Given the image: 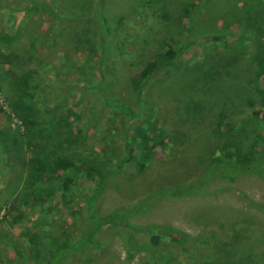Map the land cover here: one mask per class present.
Here are the masks:
<instances>
[{
  "label": "rangeland",
  "instance_id": "1",
  "mask_svg": "<svg viewBox=\"0 0 264 264\" xmlns=\"http://www.w3.org/2000/svg\"><path fill=\"white\" fill-rule=\"evenodd\" d=\"M34 1L54 14L31 0H0V130L9 138L7 146L0 144V264H33L28 238L34 224L46 243L37 246L42 255L81 233L84 197L94 186L84 163L114 161L122 154L119 136L127 118L104 99L154 123L163 145L142 149L147 153L142 170L133 146L121 174L94 204L95 214L156 187L186 183L226 161L225 153L264 146V86L255 57L264 52V0ZM189 4L195 8L184 20L182 9ZM89 24L104 33L103 57L99 33ZM170 40L181 46L176 65L149 80L139 109L131 81L146 77L159 43ZM24 71L34 73L31 86L43 120L36 138L28 139L13 111L15 80ZM10 136L18 142L10 145ZM43 154L50 156L44 163ZM40 187L53 190L51 199L28 206L10 225V199ZM204 191L161 201L130 219L131 226L102 227L93 240L105 248L61 264H152L149 253L170 264H264L261 182L251 175L215 179ZM162 226L189 237L171 236ZM124 233L147 249L131 263L121 248Z\"/></svg>",
  "mask_w": 264,
  "mask_h": 264
},
{
  "label": "trees",
  "instance_id": "2",
  "mask_svg": "<svg viewBox=\"0 0 264 264\" xmlns=\"http://www.w3.org/2000/svg\"><path fill=\"white\" fill-rule=\"evenodd\" d=\"M149 2H151V0H149ZM31 4L35 7H40L44 12L53 13L45 4H36L34 0H31ZM194 8L195 6L192 4L183 7L182 16L184 20L190 19L191 12ZM87 21L90 22V20ZM89 26L95 27L99 33L100 54L101 57H103L105 55V46L103 42L104 33L101 32V28H97L95 25L89 24ZM185 32L187 38L192 35L189 28H187ZM4 39H6L5 41L8 40L6 36ZM180 49L181 46L171 40L168 42H160L156 52L149 61L146 77H135L132 79L131 89L134 94L135 103L139 109L142 107L141 96L144 87L148 84L149 80L158 73L175 67ZM255 57L257 67L261 73L262 85L264 86V52H256ZM33 75L34 73L32 71H24L18 75L15 80V90L18 94V98L13 104V111L21 122L23 129L22 136L26 139L36 138L38 126H41L40 121H43L38 114L36 108L37 102L35 100L36 95H34V88L31 86L33 83ZM100 91L103 92L101 89ZM104 102L105 105L114 107L127 118L119 136L122 145L121 157L116 160L113 159L114 161L106 158L84 163L83 170L85 176L94 180V186L90 193L84 197L86 207L85 223L81 233L75 239L49 248L46 254L42 255L38 253L37 246L41 243H45L43 237L37 234L38 228L35 224L30 226L33 233L30 234L28 242L30 243V259L33 264H61L69 258L75 255H83L89 250L100 251L105 248L106 244H99L94 241L93 235L102 227L110 226L113 228L119 225L131 226L130 219L145 214L157 203L164 200L200 197L205 193V186L215 179L232 181L244 175H251L258 179L264 187V146L261 147L262 149H258L260 146L257 144L245 151L225 153L224 157L226 161L208 166L198 177L186 183L156 187L133 202L114 207L102 215L95 214L93 207L98 197L105 190L109 180L121 174L123 166L132 155L133 148L135 147L137 153L134 152V154H137L139 159V165L137 166L138 170H142L147 156V153H142V149L149 146L150 143L155 147H162L163 145L160 139L162 136L154 127V123H150L145 119H139V114L134 115L127 106L120 103L108 99H104ZM137 120V123L133 122ZM44 123L45 125L46 123L49 124L48 120H44ZM154 130L155 135L151 136L150 132ZM5 135L7 134H5L3 130H0V144L3 147L7 146L8 142L6 141L9 140ZM16 142H18L17 138L10 136V145H14ZM36 157H38V155ZM49 157V155L43 154L39 158H41L40 161L44 163ZM66 174H71V171L67 169ZM35 175L36 174L31 177V181H34L36 178ZM67 177L68 179H72L70 175H67ZM52 196L53 190L50 187H40L38 190L32 192H25V189L17 192L10 199L7 208V210L10 211L9 224L12 225L16 222V217L28 206H42L47 203ZM5 217L6 214L4 215V218ZM149 227L154 229L156 226H147V228ZM160 228L171 236H180L179 239L189 237V235L171 226H162ZM150 240L153 245L157 244L158 240L156 236H153ZM120 242L124 260L127 263H131L139 253L147 252L144 246L134 244L130 236L126 233L120 236ZM149 260L152 264H170L166 261L156 262L150 253Z\"/></svg>",
  "mask_w": 264,
  "mask_h": 264
}]
</instances>
